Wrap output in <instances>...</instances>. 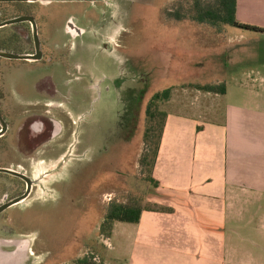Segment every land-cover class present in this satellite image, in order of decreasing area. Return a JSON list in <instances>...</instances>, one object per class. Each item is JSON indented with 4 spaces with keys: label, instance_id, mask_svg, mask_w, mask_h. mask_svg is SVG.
Segmentation results:
<instances>
[{
    "label": "rangeland",
    "instance_id": "374dc122",
    "mask_svg": "<svg viewBox=\"0 0 264 264\" xmlns=\"http://www.w3.org/2000/svg\"><path fill=\"white\" fill-rule=\"evenodd\" d=\"M53 1L60 2L53 4ZM201 1L207 4L213 0ZM195 2L42 0L35 4L0 3V22L31 15L45 32L53 22V28L60 32L48 34L54 38L51 48L61 49L55 52L52 61L44 64L0 58V85L4 80L3 84L9 87L52 86L63 110L70 112L76 121L75 141H79L80 150L86 156L80 163L88 165L92 155H97L89 177L83 173L78 181L82 192L69 197L73 199L71 208L67 205L61 214L54 212L53 216L32 221L43 226L36 227L41 231H56L57 243L62 245L68 238L72 241L76 234L78 241L74 242V249L80 257L73 258L75 264H111L107 247L117 240H107L110 234H103L101 222L112 204L136 203L143 208H157L146 203L149 188H153L154 193L156 187L148 181L150 169L140 164L154 148L153 142L145 141V135L149 127L147 107L156 93L171 89L170 99L159 106V111L167 115L198 114L217 121L222 120L217 106L222 111L228 106L264 108V94L250 92L249 88L264 86V35L232 26H227L222 34L203 25L194 32L189 15L194 12ZM55 8H61L56 17L53 16ZM177 14L188 18L178 20ZM72 19L90 34L116 29L112 40L118 49L112 54L95 53L85 47L78 52L68 51L64 45L68 39L65 25ZM181 22L186 26L180 25ZM27 27L24 24L0 29V50L29 54L32 43ZM18 29L25 30L17 39L15 31ZM191 36L200 38L201 46H195L196 41L188 38ZM208 39H217L214 47L208 46ZM222 83L228 94L219 99L217 94L209 95L198 89V86ZM141 94L144 96L139 104ZM133 110L134 136L130 144H126L122 131ZM155 136L154 140L157 134ZM73 158L69 165L79 163ZM37 196L49 197L41 190ZM94 201L97 215L91 216L90 206ZM32 226L16 222L9 229L12 233L2 237L20 238L29 234L35 237L36 228ZM5 247L16 248L15 245Z\"/></svg>",
    "mask_w": 264,
    "mask_h": 264
},
{
    "label": "crops",
    "instance_id": "0c3cea01",
    "mask_svg": "<svg viewBox=\"0 0 264 264\" xmlns=\"http://www.w3.org/2000/svg\"><path fill=\"white\" fill-rule=\"evenodd\" d=\"M237 19L264 30V0H238ZM190 24L194 32L203 25L216 33ZM188 38L201 46L200 38ZM216 40L208 39V46ZM249 88L264 94L262 85ZM217 110L222 120L168 115L153 170L159 187L154 193L150 187L146 200L157 208L144 207L138 224L113 225L107 238L117 240L107 247L111 264H264V108ZM73 236L62 245L56 231H41L29 238L27 251L0 248V264H75L80 256Z\"/></svg>",
    "mask_w": 264,
    "mask_h": 264
},
{
    "label": "flooded vegetation",
    "instance_id": "af4514ba",
    "mask_svg": "<svg viewBox=\"0 0 264 264\" xmlns=\"http://www.w3.org/2000/svg\"><path fill=\"white\" fill-rule=\"evenodd\" d=\"M56 2L60 1H53L52 3ZM14 3L20 5L38 2ZM54 10L56 11L53 16L56 17L59 15L61 8H55ZM31 17L36 21L41 59L36 61H10L44 64L46 61L53 60L55 52L61 51L58 46L57 48H51L54 38L48 36L49 33H52L51 31L55 33L60 31L53 28L54 24L52 22L51 28H48L45 32L36 18ZM24 24L28 25L27 34H29L32 43V51L29 54H37L33 24L22 22L9 26ZM24 30L18 29L15 31L17 39L23 34ZM115 30L112 29L108 32H102L101 30L90 34L89 30L82 28L73 19L68 20L65 25V33L68 39L64 45L68 48V51L78 52L79 48L85 47L95 53L108 52L112 54L118 49V46L112 40L117 33ZM3 83H5L4 80L0 85V240L11 237L3 238V234L12 233L9 229L16 222L18 225L21 223L26 227L33 225L32 227L35 226L36 228L34 222L32 223L35 218L50 217L56 214L54 212H60L57 214H61V211H64L67 205L70 209L73 199L69 197L82 192L78 181L83 173L88 174L89 177L90 170L95 166L96 163L94 164V162L97 159V155H92L88 165L80 163L84 162L86 156L84 151L81 152L80 150L79 141H75L76 121L73 120L70 112L66 113L63 110L61 103L57 101L52 86L9 87ZM143 96L144 94H141L138 100L139 104L142 102L140 100ZM135 124L136 118L133 110L122 131V139L126 144H130L133 139ZM75 152H79V154L75 155ZM72 157L79 163L69 165L68 163L71 162ZM57 176H60L61 179H55ZM40 190L49 197H38ZM14 202L17 203L13 204ZM94 205L97 207L95 201L90 206L92 208L91 216L93 214H95L94 216L97 215L94 212ZM35 230L36 235L41 232L37 228ZM26 236L28 239L32 238L31 234ZM6 245L9 246L10 244H2L0 248L16 251L20 247L16 246L13 250L5 247ZM29 246H31V241L28 243V248Z\"/></svg>",
    "mask_w": 264,
    "mask_h": 264
},
{
    "label": "trees",
    "instance_id": "16d2710c",
    "mask_svg": "<svg viewBox=\"0 0 264 264\" xmlns=\"http://www.w3.org/2000/svg\"><path fill=\"white\" fill-rule=\"evenodd\" d=\"M237 1L238 0H213L207 4L203 3L201 0H196L194 6V12L189 15V19L200 23L208 25L209 27L216 30V32L221 33L222 29L227 26L238 27L246 30L260 31L264 32L257 27H252L243 24L237 19ZM178 20L187 19L183 14L175 15ZM200 91L206 93H214L219 95L226 94V85H205L198 86ZM171 89H166L162 92L156 93L148 107H147V118L149 121V127L145 135V141L153 142V151L149 155H145L140 164L143 167H148L150 169L149 182L152 183L156 188L159 187V183L153 179V170L158 158V153L162 141L163 132L166 125V120L168 115L159 111V106L161 103L166 102L170 99ZM160 121L156 125V122ZM157 126V127H156ZM155 134H157V138ZM144 208L140 204H112L106 211L104 222L102 223L103 234H111L113 225L117 222L128 223V224H138L141 219V215Z\"/></svg>",
    "mask_w": 264,
    "mask_h": 264
},
{
    "label": "water",
    "instance_id": "95a60500",
    "mask_svg": "<svg viewBox=\"0 0 264 264\" xmlns=\"http://www.w3.org/2000/svg\"><path fill=\"white\" fill-rule=\"evenodd\" d=\"M42 0H0V3H14V2H41ZM22 22H31L34 26V30H35V41L37 44V54H15V53H11V52H6V51H2L0 50V57L4 58V59H8V60H26V61H36V60H40L41 59V52L39 49V41H38V35L36 33V21L33 17L31 16H22V17H18L9 21H5V22H1L0 23V28L9 26V25H14V24H18V23H22ZM17 202H14L13 204H16ZM30 239H25V240H21V241H14L11 243H8V245L10 244L11 246L15 245V246H20L19 248H17V250L15 252H22V251H27L28 250V243H30ZM1 243V242H0ZM6 244V243H3ZM30 253V252H29Z\"/></svg>",
    "mask_w": 264,
    "mask_h": 264
}]
</instances>
